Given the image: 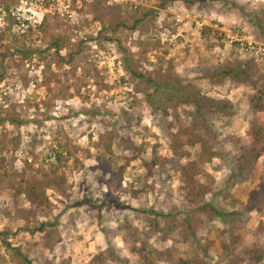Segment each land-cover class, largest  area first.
<instances>
[{
  "label": "rangeland",
  "instance_id": "1",
  "mask_svg": "<svg viewBox=\"0 0 264 264\" xmlns=\"http://www.w3.org/2000/svg\"><path fill=\"white\" fill-rule=\"evenodd\" d=\"M2 4L0 264H86L110 248L118 262L107 264H140L148 248L228 264L224 245L233 222L243 243H264V202L260 210L246 209L250 192L264 201V152L241 176L231 175L229 159L206 161L208 174L196 178L210 185L204 202L222 216L199 209L200 202L186 198L176 170L200 152L190 142L191 106L169 86L155 92L131 73L190 81L210 97L229 100L231 115L208 119L218 148L237 154L239 143L229 138L248 146L250 123L264 125V107H250L256 88L228 80L213 85L199 65L253 59L252 81L264 88V56L255 52L264 47V34L247 14L264 10V0L190 7L179 0L166 7L157 0ZM33 186L35 202L28 197ZM151 220L160 231L149 227Z\"/></svg>",
  "mask_w": 264,
  "mask_h": 264
},
{
  "label": "trees",
  "instance_id": "2",
  "mask_svg": "<svg viewBox=\"0 0 264 264\" xmlns=\"http://www.w3.org/2000/svg\"><path fill=\"white\" fill-rule=\"evenodd\" d=\"M175 0H157V5L160 7H166L169 3ZM186 6L190 7L195 1L205 3L207 0H179ZM248 21L260 34H264V10L260 12L247 13ZM138 21V20H137ZM136 21V22H137ZM136 24V23H135ZM251 60L242 61L235 59L228 63H217L214 67L199 65L201 74L213 85H221L228 80L232 83H244L249 82L253 88H256L255 93L250 99V107L252 109L261 110L264 107V100L261 101L259 96L264 98V88H260L257 81L253 79V64ZM203 68V69H202ZM131 73L135 76H140L146 79L155 92L161 91V88L169 86L170 91L174 97L181 98L182 102L191 106V111L187 112L190 117V129L194 132L193 138L190 142L198 144L200 152L197 159L188 160L186 163H179L176 167L178 173V179L182 184V188L185 191L186 198L193 204L200 202L199 209L210 208L215 215L222 216V213L211 206L210 203L204 202L205 195L211 192L210 185L204 184L199 181L196 176L200 173L207 175L208 173L203 167V164L211 157L220 156L223 159H229L231 166V175H242L244 171L252 170L255 168L257 159L264 152V125L251 122L246 134L252 140V143L248 146L243 142L241 138L230 137L234 144L239 143V150L237 154L229 157V153H226L218 148V139L215 135L214 129L209 122V116L224 114L225 116L231 115V103L227 99H216L207 95L200 87H196L190 81H168L158 82L152 76L138 75L131 70ZM263 142V143H262ZM173 152H176L173 148ZM60 154H56L55 159H59ZM202 164V166H201ZM262 186H264V177H262ZM38 188L35 186L28 191V197L35 202ZM251 201L246 203L247 210H260L262 207L261 196L259 192H250ZM37 197V198H38ZM238 222H233L229 225L226 231V244L224 245L225 255L228 257V264H259L264 260V243L259 240L243 243L241 233L238 231L240 228ZM185 227L190 226L189 217L185 218ZM45 223L40 225V229L45 228ZM149 227L153 230L160 231L161 227L157 220L149 221ZM121 229V227H119ZM131 234V232H129ZM135 236V234H134ZM138 237L132 241V252L137 251L135 246L138 241ZM174 258V259H173ZM114 260L118 262V256L114 253L113 249L108 251H101L94 255L92 259L86 264H107L108 260ZM172 259V264H209L200 255L189 257H174L171 249H165L160 251L156 248H148L145 254H142V258L139 259L140 264H169L168 261ZM26 264L29 261L26 260ZM120 264V263H119ZM123 264V263H121Z\"/></svg>",
  "mask_w": 264,
  "mask_h": 264
},
{
  "label": "built area",
  "instance_id": "3",
  "mask_svg": "<svg viewBox=\"0 0 264 264\" xmlns=\"http://www.w3.org/2000/svg\"><path fill=\"white\" fill-rule=\"evenodd\" d=\"M137 2V0H135ZM138 2H141V0H138ZM5 14V9L2 4V0H0V21L3 19ZM13 14V13H12ZM250 45V42H249ZM251 48H254V46L250 45ZM256 53H260L261 56H264V47H259V50L255 51Z\"/></svg>",
  "mask_w": 264,
  "mask_h": 264
}]
</instances>
